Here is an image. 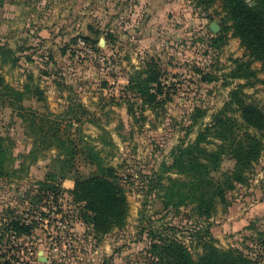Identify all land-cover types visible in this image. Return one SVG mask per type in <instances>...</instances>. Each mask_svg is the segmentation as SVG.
<instances>
[{
  "label": "rangeland",
  "instance_id": "374dc122",
  "mask_svg": "<svg viewBox=\"0 0 264 264\" xmlns=\"http://www.w3.org/2000/svg\"><path fill=\"white\" fill-rule=\"evenodd\" d=\"M220 12L216 4L206 13L195 0H0V45L10 48L19 60L13 65L0 57L6 81L27 91L26 107L54 113L64 124H72L79 144L94 145L133 184L127 194L126 227L98 241L77 217L79 205L72 203L68 193L61 200L55 196L33 200V190L45 180L55 151L45 152L21 172L13 171L20 161L10 163L7 175L0 177V237L12 217L35 218L41 223L32 234L25 233L10 244L9 254L7 241L1 243L0 255H6L0 264H150L148 230L163 225L178 227V237L190 244L188 231L198 221L191 208L165 211L155 194L140 189L139 177L156 172L164 161L170 164L171 151L193 142L229 100L230 91L244 83H203L197 73L201 69L222 75L245 56L238 38H230L217 51L207 39L200 40L221 31ZM84 37L98 42L87 43ZM150 59L163 71L171 100L154 111L135 106L133 117L128 113L133 99L126 90L128 78ZM253 67L261 66L255 63ZM258 79L244 91L247 102L264 112V72ZM195 109L206 110L208 115L193 125ZM0 137H11L16 156L28 154L33 147L26 125L9 107L0 106ZM78 165L83 174L92 170L84 157ZM233 167L234 162L224 158L215 178L221 179ZM249 176L248 184L228 192L230 206L225 212L219 204L210 229L220 248H239L264 261V154ZM58 205L64 211L57 216L63 217L59 224L50 220L56 217L51 209H59ZM7 210L14 212L10 218Z\"/></svg>",
  "mask_w": 264,
  "mask_h": 264
},
{
  "label": "trees",
  "instance_id": "16d2710c",
  "mask_svg": "<svg viewBox=\"0 0 264 264\" xmlns=\"http://www.w3.org/2000/svg\"><path fill=\"white\" fill-rule=\"evenodd\" d=\"M195 2L206 13L216 4L221 8V12L217 13L220 15L221 31L200 40L207 39L210 48L217 51L227 45L230 38H238L245 52V56L236 59L233 68L222 75L198 69L201 81L209 84L223 80L225 86L236 80L244 83L230 91L229 100L212 116L211 122L200 129L193 142L179 144L171 151L170 164L164 161L156 172L139 177L140 189L147 190L146 194H155L165 211L179 212L190 207L198 220L195 227L188 231L190 244L178 237L180 230L173 225L149 228L147 260L150 264H264L260 258H253L239 248H220L209 222L218 214L219 204L223 205L224 212L228 209V192L248 184L250 173L264 154V112L257 105L247 102L244 91L255 86L259 81L258 74L264 72V0ZM83 40L93 45L98 42L92 37H84ZM13 55L10 48L0 45L2 62L10 61L15 65L19 60ZM255 63L260 64V69L253 67ZM164 76L155 59L147 60L141 69L129 75L126 90L133 98L128 107L130 115L136 117L135 106H139L141 111L149 106L154 111L171 100L163 83ZM26 92L11 86L0 72V106L9 107L21 118L26 125V135L33 141L28 154L16 156L12 152L11 137H0V177L7 175L6 167L10 163L20 161L13 171L21 172L38 162L45 152L55 151L45 180L39 181L33 190L36 192L33 200H49L54 196L61 200V195L68 193L72 203L79 205L77 217L98 241L124 229L130 207L127 194L133 184L121 177L94 145L79 144L70 129L72 124H64L61 116L26 107ZM207 115L206 110L195 109L192 124H198ZM80 157H84L85 165L92 168L89 174L80 172ZM224 158L232 160L234 167L221 179H216L214 173L219 171ZM28 159L29 164L26 163ZM67 179L75 181L73 190L62 187V182ZM262 190L264 192V180ZM13 213L7 210L9 218ZM27 221L12 217L5 226L0 244L7 241V254L10 244L14 245L16 239L25 233L32 234L36 228L34 221ZM261 246L264 248V240ZM3 254L0 259L6 255Z\"/></svg>",
  "mask_w": 264,
  "mask_h": 264
},
{
  "label": "built area",
  "instance_id": "2783aa9c",
  "mask_svg": "<svg viewBox=\"0 0 264 264\" xmlns=\"http://www.w3.org/2000/svg\"><path fill=\"white\" fill-rule=\"evenodd\" d=\"M53 202H54V201H53ZM54 203H55V202H54ZM58 206H59V205H58ZM43 207H46V208H47L48 206L45 205V206H43ZM43 207H42V208H43ZM52 211H53V213L55 214L56 217L53 219V217L51 216V217H50V220L56 221V222L59 224V223L61 222V220H63V217H62V219L59 220L57 216H58L59 214H61L62 212H64L63 209H62V207L59 206V209H56V208L54 207V210L51 209L50 214L52 213ZM41 216H44V218L47 217V215H45L44 211H41ZM33 221L36 223V226L39 225V224L41 223V222L38 221V220H37V222H36V219H35V218H33V219H28L27 223H32ZM48 221H49V220H48ZM47 224H48V223H47ZM64 227L70 229V225L68 226V225L66 224ZM57 228L61 231V233H63V230H62L60 227H57Z\"/></svg>",
  "mask_w": 264,
  "mask_h": 264
},
{
  "label": "crops",
  "instance_id": "0c3cea01",
  "mask_svg": "<svg viewBox=\"0 0 264 264\" xmlns=\"http://www.w3.org/2000/svg\"><path fill=\"white\" fill-rule=\"evenodd\" d=\"M62 186H65L66 188H64V187L63 188L68 190V191L73 190L75 187V181L71 180V179H67V180L62 182Z\"/></svg>",
  "mask_w": 264,
  "mask_h": 264
},
{
  "label": "water",
  "instance_id": "95a60500",
  "mask_svg": "<svg viewBox=\"0 0 264 264\" xmlns=\"http://www.w3.org/2000/svg\"><path fill=\"white\" fill-rule=\"evenodd\" d=\"M214 27H215V25H214Z\"/></svg>",
  "mask_w": 264,
  "mask_h": 264
}]
</instances>
